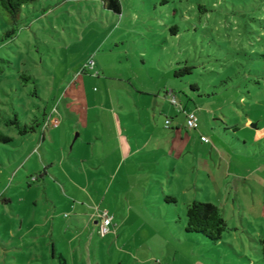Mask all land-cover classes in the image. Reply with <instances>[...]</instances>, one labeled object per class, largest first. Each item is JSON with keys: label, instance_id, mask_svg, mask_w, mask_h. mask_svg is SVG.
<instances>
[{"label": "rangeland", "instance_id": "rangeland-1", "mask_svg": "<svg viewBox=\"0 0 264 264\" xmlns=\"http://www.w3.org/2000/svg\"><path fill=\"white\" fill-rule=\"evenodd\" d=\"M120 2L116 14L103 8L102 0H36L22 7L14 25L0 12V131L11 137L0 142V264H59L51 261L46 242L61 206L62 217L54 220L61 224L56 233L64 238L60 247L68 264H73L70 248L80 239L86 240L84 263L74 264L98 259L132 264L130 253L136 251L165 253L168 264H264V0ZM10 27L15 30L9 36ZM89 59L93 69L85 66ZM172 94L180 110L171 103ZM55 107L60 127L43 128ZM183 110L197 117V128L188 129L193 138L204 134L223 154L198 155L191 194L177 181L172 192L165 174L138 185V172L168 170L173 160L161 151L134 155L123 164L122 171L130 165L129 180L140 193L130 209L123 195L125 174L113 181L96 174L87 160L88 174L35 179L50 170L51 161L58 160L52 170L58 171L64 159L86 156L78 141L94 127L145 124V134L154 129L157 137L155 126L164 127L165 119L185 123ZM14 114L22 123L39 125L21 135L6 124ZM79 128L83 132L76 136ZM205 166L217 173L210 181ZM169 195L175 203L165 201ZM185 198L218 206L226 221L220 240L184 231ZM109 203L111 233L100 241L90 230V215ZM75 212L82 213L78 226L85 229L69 244L76 234Z\"/></svg>", "mask_w": 264, "mask_h": 264}, {"label": "crops", "instance_id": "crops-1", "mask_svg": "<svg viewBox=\"0 0 264 264\" xmlns=\"http://www.w3.org/2000/svg\"><path fill=\"white\" fill-rule=\"evenodd\" d=\"M56 108L57 107L51 109L50 113L48 114V118H47L49 119V125L51 124L53 126H56L55 128H52V129H58L61 124L60 123L61 120L58 114V109ZM176 115H177V112L176 114H174V116H169V118H171V120H174ZM248 121L250 120L248 119ZM173 122L174 123H171L170 121V124L168 126L164 124V127L155 126V130L159 131V135L157 137H154V134H153L154 129L153 131H151L149 136L145 134L146 130L148 129V126L145 124L143 126L138 125V124L137 125L130 124V123H122L119 125L117 122H115L112 126H110L109 129H107V127H103V128L94 127V129L92 130V133H89L90 130L87 131L89 135L86 138H83L82 140H79V141L77 140L78 141L77 146H80L84 149L86 146V156L81 155V158L79 156L80 160H78L79 158L77 159L76 157L74 158V162L70 161L71 159L69 160L64 159L58 171L57 170L52 171L56 166L59 165L58 160L57 161L54 160L55 163L57 162L56 166H54L55 163L51 161L50 170L46 172H39V174H43V176L41 177V180L42 181L48 180L49 177L52 176L54 177L55 181H57L58 178H62L63 174H78L79 171L83 172L84 174H88V172H92V170L87 169L85 167L84 161L87 160L89 162H92V166L96 174L100 173V174H104L105 176H110L113 178V181L118 176V174H125V177L128 180V185L126 186V190L123 192V195H124V198L126 199L128 209H130L133 206L132 205L133 200H140L139 199L140 193L138 192L139 190H137L138 187L133 186L131 181L129 180L131 175L134 174L129 171L130 165L128 166L125 165V171H122L121 168L123 167V164L126 163L128 158H131L134 155H137L140 153L142 154L150 153V151L153 152L154 154H157L161 151L163 156H167L168 158L173 160L170 163L171 165L170 164L167 165L168 170L165 173H155L153 170L150 172H147V171L138 172V174L141 175V176H138L141 178L138 182V185L144 186L146 183H149L150 181H157L158 180L157 178L159 177L161 178V180H163L164 177L162 176H164L165 174L166 178L168 179L167 182H170L172 192H174L172 189L173 185L175 184L174 182L177 181L178 188H180V186H183L181 189H184L186 192L188 191L191 194L190 192L191 182H193L192 181L193 179L194 180L197 179L194 174L197 171L196 166H197L198 155L202 157L203 159L205 155L207 154L213 155L214 151L216 150L221 155L223 154L221 151L218 150L219 145L215 141L213 143L211 140H209L208 142L202 141L201 136H205L204 134H200L198 138H193V134L188 131V128L186 127L185 123L180 124V122L177 119H176V123L175 121ZM233 126H236V125H233ZM236 129H233V130H236ZM52 131L53 130H51L50 132L51 140H53V137H54L52 135L53 133ZM164 131L166 132L164 133ZM82 132H83L82 129L79 128L78 132L76 133V136H79ZM91 134L92 136H90ZM137 134L145 135V138L139 139L138 137H135ZM42 138H43L42 139L43 142L46 141L45 143L49 144V142L45 138V135H43ZM245 142L246 141H244V143ZM44 152L49 154V151L46 147L44 149ZM142 160L143 159H140L141 162ZM93 162L96 163V165ZM208 166H205L206 167L205 175H207L206 177H208V180L210 181V179H212L213 174L215 175L217 173L215 170L212 171V169ZM78 168L79 170H77ZM177 168L179 172L176 171ZM145 170H147V168ZM201 182L203 181L201 180ZM112 184L113 183H111V185ZM111 185L109 186L108 190L105 192L104 197L109 192L110 188L113 186ZM180 192L182 194L183 190H181ZM104 197L102 201L104 200ZM193 199H198V198H193ZM193 199L185 198L186 205H188ZM113 201L115 202L118 201L117 193L114 194ZM123 204H124V201L122 205ZM64 208L65 206H61L59 208V211H57V213H54L53 219L50 224V228L47 232L49 241L46 242V245L50 247L51 261L53 262V260H58L59 264L62 260L64 264H68V258L65 253V249L60 247V242H62L64 238H61V237L59 238V235L56 233L57 231H59L61 224L59 221L54 220V216L59 215L58 217L60 219L62 217L61 215V213L63 212L62 210ZM124 208H125V204H124ZM105 210L108 212V214L112 215L113 205L109 203V205L105 207ZM79 214H82V213L75 212L74 213L75 216H72V220L75 223L74 232H76V234H74L71 237V239H68L69 244L73 243L79 237L83 235V231L85 228L84 226L81 228L80 226H78ZM99 214H100V211L96 212L95 214H91L90 216H92V219H91V224H89L90 230L98 234H100L99 233V221H100ZM113 220H114V217L112 216V222ZM123 224H124V220L122 221L121 226ZM79 228H80V232L78 231ZM108 233H111V230ZM99 236L101 237L100 238V241H101L105 238L106 235H103V236L99 235ZM117 237L118 235L116 236V238ZM108 240L107 241L109 243H113V244L116 243V241H113L112 239L110 240V238ZM79 241L81 244L77 243L76 246L71 247L69 251V253H71L73 264L75 261L77 263L79 261L84 263L86 240L80 239ZM80 247H81V252L79 253L78 251ZM141 247L143 246H140V248ZM130 254H131L130 256L132 257L130 258L132 260V264H168L166 261L168 256L166 257L165 253L162 254V252L159 254V252L157 253L155 251H152V252L136 251ZM119 261L122 264L123 259H119ZM96 264H101V260L98 259L96 261Z\"/></svg>", "mask_w": 264, "mask_h": 264}, {"label": "trees", "instance_id": "trees-1", "mask_svg": "<svg viewBox=\"0 0 264 264\" xmlns=\"http://www.w3.org/2000/svg\"><path fill=\"white\" fill-rule=\"evenodd\" d=\"M36 0H0V12H5L9 18L10 23L17 24L20 18L22 7L29 3H33ZM103 8L119 14L121 11L120 0H102ZM14 27H10L6 32L7 35H11L14 32ZM190 68L185 67L187 72ZM47 114L44 112L43 120ZM7 125H14L19 134L24 135L28 132H33L39 125L37 120H32L30 124L22 123L17 114H14L12 118L7 119ZM232 129H236L233 126ZM11 141V137L5 135L0 131V142L6 143ZM43 174H36L35 179L41 178ZM166 202L175 203L176 198L173 195L166 196ZM186 225L184 231L186 233L199 234L205 237L211 242H217L220 240L222 233L226 230V221L224 216L220 212L218 206L209 201H201L193 199L186 208ZM261 243V255L264 259V237L260 240ZM60 264H64L63 260Z\"/></svg>", "mask_w": 264, "mask_h": 264}, {"label": "built area", "instance_id": "built-area-1", "mask_svg": "<svg viewBox=\"0 0 264 264\" xmlns=\"http://www.w3.org/2000/svg\"><path fill=\"white\" fill-rule=\"evenodd\" d=\"M86 67L93 69L94 66V61L92 59H89L88 62L85 65ZM98 72H95V74H97ZM170 101L173 105H175L179 110V104L176 102L175 96L172 94L170 97ZM184 114H185V125L188 129H196L197 128V117L194 113V111H186L183 110ZM165 124L166 126H168L170 124V120L167 118L165 120ZM49 125V119H47L44 123V126ZM201 140L204 142H208V138L206 136H201ZM100 217V221H99V233L100 235H105L106 233H108L110 231V225L112 222V217L108 214V212L106 210H103L102 212H100L99 214Z\"/></svg>", "mask_w": 264, "mask_h": 264}]
</instances>
